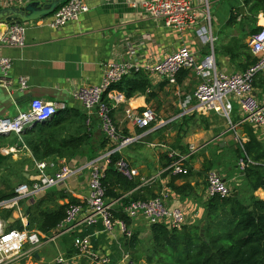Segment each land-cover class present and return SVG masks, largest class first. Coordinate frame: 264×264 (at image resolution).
<instances>
[{"label":"crops","instance_id":"crops-1","mask_svg":"<svg viewBox=\"0 0 264 264\" xmlns=\"http://www.w3.org/2000/svg\"><path fill=\"white\" fill-rule=\"evenodd\" d=\"M33 1L36 0H26V3ZM84 1L90 11L83 14L78 21L70 22L59 29L48 27L52 16L28 23L23 48L1 42L11 26L0 25V60L8 58L12 62V68L5 79L7 85L0 84V118H13L20 111H28L34 99L64 104L66 109H79L84 112L81 104L73 99L75 90L81 86L101 85L104 68L108 63H130L137 66L139 70L134 69L131 73L147 76L150 82L149 92L152 94L149 102L147 96L141 94L132 98H127L117 90L105 94L119 134L126 138H135V141L120 150L118 155L126 158L137 172L134 180L139 181L140 186L136 192L148 189L145 193L148 199H151L152 196L157 197L167 191L170 194L168 205L184 211L186 225H195L201 219L203 205L207 201L208 166L212 164L211 170L218 171L220 175L219 168L230 171L231 181L235 183L231 189L235 192L242 183V173L237 167V146L241 145L242 140H249L245 126L253 130L263 145L264 133L260 129L242 124L244 115L235 98L229 99L232 106L229 118L223 112H199L195 92L201 80L194 71L181 72L177 83L170 84L159 76L147 74L143 67L158 64L186 47L196 54L199 60L213 54L220 72L242 73L253 58L257 59L251 50L253 25L256 24L257 28L263 26L264 16H259L255 22L238 17L234 23L231 21L232 15H236L237 10L244 7L243 0H194L193 9L198 16L197 25L181 32L151 18L140 5L144 0ZM9 7L0 1V8ZM130 74L128 76L132 77ZM2 78L3 72L0 68V80ZM22 80L27 83L25 89L22 88ZM255 95L264 103L262 89L255 88ZM148 108L152 109L157 117L151 129L143 130L127 117L129 111L142 113ZM190 117H195V121L189 126L182 127V123L171 124ZM221 117L227 119L232 128H223ZM201 118L205 119V123ZM81 124L74 125L71 132L89 135L77 157L89 160L101 157L111 145L106 144L105 148H102L105 139L99 119H95L90 131ZM169 124L170 129L159 132ZM207 126L208 129H205ZM178 131L187 133L179 146L175 145ZM5 139L11 145L3 150L4 154L11 155L15 160L32 158L29 149H22L23 137L20 139L11 135ZM192 147H195L194 151H191ZM180 148H185L187 153L182 154ZM171 154L176 157H188L185 161L187 173L176 181L172 180L173 174L166 175L165 165ZM70 161L71 159L57 160L55 163L48 161L47 172L54 175ZM36 163L33 173L26 176L30 183L36 180L38 175ZM221 176L227 181V175ZM150 179L155 182L146 185L145 181ZM176 188H179V191ZM58 192L66 194L67 197L57 200L55 193ZM47 193L51 195L42 206L43 210H54L57 205L68 204L71 198L81 203V199L89 195L83 174L70 178L65 186L47 189L45 195ZM257 195L264 199L263 191L257 192ZM41 199L35 202L27 201L26 205H35ZM111 203L114 208L120 206L118 201ZM21 211L26 214L24 206H21ZM12 216L14 221L10 219V223L19 220L14 211ZM0 222L3 226L7 224L1 218ZM150 226L145 218L132 219L130 229L140 233L141 250L145 249L151 240ZM34 231L47 239L34 251L33 258H25L16 264H53L60 255L75 258L80 264H99L78 255L77 243L87 238L91 242L93 252L100 257L107 256L111 264L125 263L127 257L131 260L136 255V251H128L124 247L125 236L119 227H116L113 235H109L102 222L92 227L80 224L55 240L50 239L53 232L44 234L38 230ZM30 249L31 246L27 245L26 250ZM139 251L137 254L141 255L140 262L145 264L146 254Z\"/></svg>","mask_w":264,"mask_h":264},{"label":"built area","instance_id":"built-area-1","mask_svg":"<svg viewBox=\"0 0 264 264\" xmlns=\"http://www.w3.org/2000/svg\"><path fill=\"white\" fill-rule=\"evenodd\" d=\"M10 7H23L26 0H0ZM194 0H144L141 7L153 19L160 20L168 28L178 31H186L197 25L198 16L193 9ZM90 11L84 0H68L61 4L54 12L48 27L59 29L70 22L78 21L83 14ZM27 24L14 23L10 25L9 31L2 37L3 43L12 47L23 48L25 46ZM252 53L257 57V63L242 73L227 74L220 72L217 68L213 54L199 60L196 54L188 48L183 47L163 61L155 65L143 67L147 74L159 76L170 84L177 83V77L185 70L194 71L201 82L197 86L195 97L197 110L203 114L211 112H223L229 118L231 113L230 98L239 102L240 109L244 115L242 124L250 125L260 129L264 133V103L255 95L254 81L259 74L264 73V25L252 35ZM0 68L3 78L0 84L7 85L5 80L12 68V62L8 58L0 60ZM139 70L137 66L130 63H108L104 68L103 81L101 85L81 86L73 92V99L81 104L88 115L87 124L90 125L93 117L100 121L101 129L112 147L101 157L89 160L84 157H76L69 164L63 166L59 172L50 175L47 162H37L38 172L36 180L31 183L21 184L16 189V196L8 201L0 203V209L13 210L23 225V230H6L0 222V264H16L23 259L33 258L34 251L42 246L44 239L41 233L28 230V215L21 211L22 201H32L44 197L49 188L65 186L67 180L83 174L86 179L89 195L82 198V202L69 205L65 220L53 231L50 236L55 240L58 236L70 231L80 224L89 227L102 222L105 231L113 235L116 227H119L123 235L130 239L133 231L124 221L113 219V203L106 198V188L103 180L107 168L113 164L112 156L118 154L124 147L132 144L135 138L121 136L113 121L111 108L104 101L105 94L110 88L120 83L132 70ZM22 88H27V83L21 81ZM64 104L48 103L41 99L31 101L28 111H20L16 117L0 118V138L11 135L22 138L27 131H31L41 124L51 122L61 111L65 110ZM127 117L137 127L148 130L157 121L155 112L146 109L142 113L129 111ZM246 143L241 141V146ZM24 150H28L22 141ZM195 148H191L194 151ZM176 156L171 154V157ZM187 156H179L169 170L174 176L186 175L185 161ZM251 162L241 157L237 162L238 169L243 172ZM115 170L124 178L133 181L137 176L136 170L124 157H119L113 164ZM155 180L145 181L146 185L153 184ZM231 187L216 170L209 171L207 175L206 199L216 196L223 198L231 196ZM170 194L165 191L159 196L132 202L126 208V214L131 219L145 218L150 225L166 223L169 229L180 231L186 225V216L182 209L173 208L168 205ZM32 249L26 250V246ZM78 255L90 259L99 264H111L107 256L100 257L92 250L89 238L79 241L76 245ZM53 264H80L75 258L60 255ZM125 264H133L126 258Z\"/></svg>","mask_w":264,"mask_h":264},{"label":"trees","instance_id":"trees-1","mask_svg":"<svg viewBox=\"0 0 264 264\" xmlns=\"http://www.w3.org/2000/svg\"><path fill=\"white\" fill-rule=\"evenodd\" d=\"M243 4L246 13L242 15L241 11L237 10L236 15L233 14L231 18L234 23L238 17L255 22L259 16H264V0H243ZM259 29L255 28L253 33ZM256 63L257 59L253 58L250 64L245 66V71L248 69L246 67H251ZM149 88L150 82L147 76L134 73L132 77L128 75L124 77L120 83L112 86L110 91L117 90L127 98L138 94L146 95L149 102L152 97ZM254 88L264 91L262 74L255 78ZM105 97L104 101L109 104ZM87 119L88 115L85 111L66 109L51 122L27 131L23 135V142L30 150L32 158L25 157L15 160L11 155L4 154L3 150L11 143H8L5 138H0V203L14 198L17 186L21 183H30L23 170L26 166H34L36 162L52 161L55 163L57 160L71 159L72 161L75 159L81 153L80 148L89 134L79 135L72 133L71 130L74 125L83 123L87 131H90L97 117L92 118L90 125L87 124ZM200 120L205 123L204 118ZM194 121L195 117L182 118L171 124L182 123L181 126L184 127ZM171 124L161 128L159 132L170 129ZM152 127L153 124L150 129ZM245 127L249 140L243 144V147L237 146V153L238 159L245 156L251 163L245 171L241 172L242 183L235 189L238 196L226 198L216 196L208 199L203 205V215L198 223L185 225L180 231L169 229L166 223L151 225V240L145 249L141 250L139 247V232H133L130 239L125 237L124 247L128 251H136V255L131 258L133 264H141V255L137 254L139 250L146 254L145 264H264V199L257 195L259 191L264 192V145L249 126ZM205 129H208V126ZM183 138L184 134L178 131L175 145L179 146ZM104 139L102 148H105L106 144L111 145L105 134ZM180 150L182 154L187 153L185 148H180ZM118 158V154L112 156L113 164ZM177 160H179L178 156L168 158L165 165L166 175L172 174L168 168ZM113 164L107 168L103 180L106 198L109 202L118 201L120 203V206L112 211L114 221H124L130 227L132 219L126 214V208L134 201L148 200L145 192L149 190L136 192L140 182L122 177ZM212 167L213 165L210 164L207 171H210ZM184 176H172V180L176 181ZM176 190L179 191V188ZM55 194L57 200L67 197L62 192ZM50 195L47 193L39 200L40 202L32 206H27L26 201L21 202V206H24L29 217L28 230H38L44 234L52 233L65 220L69 205L79 203L71 198L68 204L57 205L54 210H43L42 206ZM155 197L152 196V198ZM12 215L13 210L0 209V218L7 223L8 231L23 230L21 221L10 223Z\"/></svg>","mask_w":264,"mask_h":264},{"label":"water","instance_id":"water-1","mask_svg":"<svg viewBox=\"0 0 264 264\" xmlns=\"http://www.w3.org/2000/svg\"><path fill=\"white\" fill-rule=\"evenodd\" d=\"M68 0H36L27 3L23 7L0 8V25H13L14 23H32L51 17L59 6ZM242 14H245V8H240ZM28 176V175H26ZM237 197L235 191L231 195ZM11 221H14L13 219ZM202 231V235H203ZM125 264V263H122Z\"/></svg>","mask_w":264,"mask_h":264},{"label":"rangeland","instance_id":"rangeland-1","mask_svg":"<svg viewBox=\"0 0 264 264\" xmlns=\"http://www.w3.org/2000/svg\"><path fill=\"white\" fill-rule=\"evenodd\" d=\"M253 28L255 29V28H257V26H256V24L255 25H253ZM231 100H232V98H231ZM236 106V105H235ZM221 122H222V124H223V128H232V125L230 124V122L227 120V119H225L224 117H221ZM182 134H184V137L186 136V134L187 133H184V132H182ZM193 148H195V147H193ZM27 167V168H26ZM23 170H24V173H25V175H28V174H32L33 173V166H26ZM220 170V172H221V175H223V176H225V175H227L225 178L227 179V184H228V186L229 187H231V188H233L234 186H235V183L234 182H232L231 181V172L230 171H228V170H223V168H219ZM30 182V181H29ZM21 184H24V182L23 183H21ZM20 186V185H19ZM18 187V186H17ZM26 210V209H25ZM27 215V214H26ZM14 217H12L11 219H13ZM6 226H7V224H6ZM6 226H4V228L6 229L7 227Z\"/></svg>","mask_w":264,"mask_h":264},{"label":"bare ground","instance_id":"bare-ground-1","mask_svg":"<svg viewBox=\"0 0 264 264\" xmlns=\"http://www.w3.org/2000/svg\"><path fill=\"white\" fill-rule=\"evenodd\" d=\"M264 23V21H262Z\"/></svg>","mask_w":264,"mask_h":264}]
</instances>
